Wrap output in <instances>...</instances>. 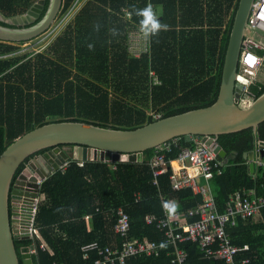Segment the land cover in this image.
<instances>
[{
  "label": "trees",
  "instance_id": "16d2710c",
  "mask_svg": "<svg viewBox=\"0 0 264 264\" xmlns=\"http://www.w3.org/2000/svg\"><path fill=\"white\" fill-rule=\"evenodd\" d=\"M34 1L0 0V13L5 17L25 13ZM75 1L64 0L60 13H66ZM239 1L88 0L51 42V54L17 55L20 42L0 40V155L14 139L48 122L74 120L132 129L212 104L219 94ZM49 3L45 0L35 23ZM150 5L158 14L161 10V27L151 34L150 52L137 57L128 50L127 35L131 28L144 26L140 13ZM0 24L15 27L1 20ZM151 70L160 83L152 82ZM250 89L259 97L264 80ZM177 138L179 146L166 154L168 160L181 147L193 146L188 136ZM218 142L227 154L236 152L212 180L220 210H225L230 195L239 188L263 194L264 164L252 172L244 153L253 151L264 160V152H258L264 146V121L257 128L222 133ZM156 149L144 151L142 162L71 160L49 174L41 184L34 219L38 233L15 239L19 255L22 247L34 245V264H94L97 252L84 258L82 246L93 241L119 242L112 209L120 206L130 215L132 237L163 241L164 231L145 220L148 214L165 216L160 194L176 200L171 211H187L202 197L189 187L173 190L170 166L158 177V184L153 183L150 160ZM35 154L20 165L15 178ZM237 223L228 227L235 234L233 243L249 246L238 258L264 264V211ZM179 245L187 253V264H225L205 257L191 240ZM172 251V246H164L158 256L131 257L127 264H177L171 261Z\"/></svg>",
  "mask_w": 264,
  "mask_h": 264
},
{
  "label": "water",
  "instance_id": "95a60500",
  "mask_svg": "<svg viewBox=\"0 0 264 264\" xmlns=\"http://www.w3.org/2000/svg\"><path fill=\"white\" fill-rule=\"evenodd\" d=\"M253 1H239L219 94L212 104L158 118L132 129L105 127L86 121L48 122L26 131L6 147L0 155V264H34L31 254L34 245L22 247L19 255L15 239L30 237L33 209L40 196L38 180L47 178L71 160L142 162L144 151L182 135H201L225 163L236 156V152L227 154L218 142V135L257 128L264 121V92L249 107L237 103L242 85L236 81V75ZM63 2L50 0L46 13L36 23L33 22L39 17L45 0H36L22 14L5 17L0 13L1 21L15 26L0 24V40L22 42L45 33L61 12ZM42 149L50 150L30 159L15 178L20 165ZM244 156L251 160L250 169L255 171L254 152H246Z\"/></svg>",
  "mask_w": 264,
  "mask_h": 264
},
{
  "label": "built area",
  "instance_id": "2783aa9c",
  "mask_svg": "<svg viewBox=\"0 0 264 264\" xmlns=\"http://www.w3.org/2000/svg\"><path fill=\"white\" fill-rule=\"evenodd\" d=\"M154 18L159 22V15L154 5H150ZM131 13L126 12V18ZM160 23V22H159ZM145 26L131 28L128 31V50L139 57L143 53H149L151 49V34L145 33ZM143 44L145 48L142 49ZM264 64V0H254L245 28L244 40L240 54V61L236 81L241 87V94L237 103L241 107H249L255 97L250 89L260 68ZM152 82L160 83L154 71H150ZM157 118L158 114L155 115ZM193 146L181 147L175 157L168 160L166 154L173 147L179 146L177 137L170 139L156 147V152L150 160L153 174V183L158 184V177L171 168L170 180L173 190L191 188L194 193L200 194L202 199L197 205L187 211L168 210L175 205V199L160 194L162 204L166 209L164 217L148 214L146 223L156 224L164 231V240L161 242L147 238L132 237L130 215L123 207L112 209L116 216L114 231L119 237V242L112 245H103L93 241L82 246L84 258H89L91 252H97L98 258L94 264H127L131 257L158 256L164 246H172V262L187 264V253L180 247V243L191 240L196 243L197 249L205 257L223 260L225 264H249V257L238 258L240 251L249 249L245 244L240 247L233 243L235 234L228 231V227L236 226L239 219L257 216L264 211V193L247 188H239L230 195L226 202L225 210H220L212 180L217 174H221L227 163L220 157L211 145L203 141L201 135H187ZM258 152H264V146L260 145ZM255 166L264 164L262 156L254 157ZM69 163V162H68ZM64 164L60 169L65 168ZM81 164L83 162H80ZM38 180L41 185L45 180ZM140 195L137 194V200ZM40 196L35 201L33 209V223L30 228V237L38 233L34 226V219ZM89 221L90 216L87 215ZM189 218L192 220H189ZM45 243L42 244L44 247ZM36 251L35 247L31 253Z\"/></svg>",
  "mask_w": 264,
  "mask_h": 264
},
{
  "label": "rangeland",
  "instance_id": "374dc122",
  "mask_svg": "<svg viewBox=\"0 0 264 264\" xmlns=\"http://www.w3.org/2000/svg\"><path fill=\"white\" fill-rule=\"evenodd\" d=\"M87 1L88 0H76L74 2L73 6L66 13H64V14L60 13V15H58V17L53 22L50 29L47 30L45 33H43V34H41L38 37H35L33 39H30L27 41H22L20 43H16L19 46V49L17 50L16 54L17 55H19V54L23 55L26 53H29V54L32 53L35 55L37 52H44L47 55L51 54L50 53L51 42H53L56 38H58L60 35H62L63 31L65 30V28L69 24L70 20H72L75 16H77V14L84 7V5L87 3ZM127 42H128V40H127ZM143 48H145L144 44H143L142 49ZM263 66H264V64H263ZM258 76L263 77L264 72H260L258 74Z\"/></svg>",
  "mask_w": 264,
  "mask_h": 264
},
{
  "label": "clouds",
  "instance_id": "9594fccd",
  "mask_svg": "<svg viewBox=\"0 0 264 264\" xmlns=\"http://www.w3.org/2000/svg\"><path fill=\"white\" fill-rule=\"evenodd\" d=\"M140 14L143 15V17H144L142 24L145 26L144 27L145 33H148V32L154 33V32H156V30L158 28L161 27V24L157 21V19L154 18L151 7H147L145 9L141 10Z\"/></svg>",
  "mask_w": 264,
  "mask_h": 264
},
{
  "label": "crops",
  "instance_id": "0c3cea01",
  "mask_svg": "<svg viewBox=\"0 0 264 264\" xmlns=\"http://www.w3.org/2000/svg\"><path fill=\"white\" fill-rule=\"evenodd\" d=\"M157 12H158V9H157ZM160 12H161V10L159 11V14H158V15H160ZM159 17H160V16H159ZM260 72H264V66H262V68L259 69V71H258V73H257V76L255 77V80H254V82H253L252 84H254V83L257 82V81L264 80V76H263V77L258 76V74H259ZM252 84H251V85H252ZM248 161H249V163H250L251 160L248 159ZM212 187H213V184H212ZM213 189H214V187H213ZM175 204H176V200H175ZM174 207H175V206H172V207L169 208L168 210H171V209L174 208ZM165 212H166V209H165ZM147 239H148V238H147Z\"/></svg>",
  "mask_w": 264,
  "mask_h": 264
},
{
  "label": "flooded vegetation",
  "instance_id": "af4514ba",
  "mask_svg": "<svg viewBox=\"0 0 264 264\" xmlns=\"http://www.w3.org/2000/svg\"><path fill=\"white\" fill-rule=\"evenodd\" d=\"M33 3H34V2H33ZM32 5H33V4H32ZM32 5H31V6H32ZM31 6H30V7H31ZM28 10H29V9H28ZM28 10H27V11H28ZM27 11H26V12H27ZM59 15H60V13H59ZM57 17H58V16H57ZM55 20H56V19H55ZM33 23H35V21H34ZM29 25H30V24H29ZM29 25H26V26H29ZM31 25H32V23H31ZM23 26H25V25H23ZM48 150H50V149H47V150H45V151H48ZM45 151H44V152H45ZM44 152H42V153H44ZM42 153H37V152H36V154H35L31 159H33L34 157H36V156H38V155H40V154H42ZM10 209H11V211H12V205H11V204H10Z\"/></svg>",
  "mask_w": 264,
  "mask_h": 264
}]
</instances>
